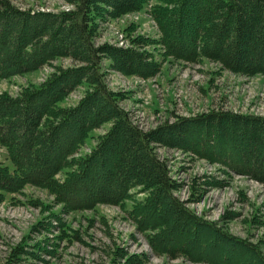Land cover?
Returning <instances> with one entry per match:
<instances>
[{
    "label": "trees",
    "instance_id": "trees-1",
    "mask_svg": "<svg viewBox=\"0 0 264 264\" xmlns=\"http://www.w3.org/2000/svg\"><path fill=\"white\" fill-rule=\"evenodd\" d=\"M64 1L73 9L53 14L21 10L11 0H0V80L35 72L56 60L73 64L65 69L58 67L43 83L24 88L17 97L0 94V146L12 167L0 162V197L32 184L48 190L70 211L93 209L99 204L124 207L129 202L128 215L155 254L197 260L189 248L175 244L177 237L170 220L187 222L191 234L209 231L218 241L244 249L252 261L238 264H264L262 239L256 244L238 240L195 216L174 197L180 185L169 177L166 163L153 147L157 143L191 151L222 166L224 172L264 186V117L213 111L144 132L131 122L119 108L117 96L107 89L101 62L109 60L110 69L121 74L149 78L159 64L140 48L152 45V41L135 38L131 42L136 48L94 42L100 22L139 12L149 0ZM197 1L200 4L192 6L191 0H153L150 14L160 32L158 43L163 56L189 63L208 61L235 75L264 77V0ZM190 17L196 24L187 31L188 44L182 47L177 35ZM78 87H86L84 98L75 107L63 106ZM105 124L110 125L108 131L90 153L81 155L91 133ZM71 126L76 127V136L56 144ZM191 132L194 135H188ZM50 145L54 147L48 150L55 156L51 164L44 160ZM112 156L117 159L114 163L108 160ZM91 167L114 179L99 191L100 195L109 188L118 191L79 200L77 191L85 189L82 184L96 183L88 173ZM60 175L63 179L57 178ZM205 184L220 187V182ZM213 243V256L200 261L236 264L214 261L212 258L222 253ZM124 260V264H146L144 254L125 256Z\"/></svg>",
    "mask_w": 264,
    "mask_h": 264
},
{
    "label": "rangeland",
    "instance_id": "rangeland-1",
    "mask_svg": "<svg viewBox=\"0 0 264 264\" xmlns=\"http://www.w3.org/2000/svg\"><path fill=\"white\" fill-rule=\"evenodd\" d=\"M11 1L18 9L32 12L58 14L73 9L64 0ZM153 3L149 0L139 12L100 22L94 42L95 45L107 43L121 48H136L131 42L135 38L153 43L140 48L159 64L158 70L149 78L124 75L110 69L109 60L101 62L104 83L117 96L119 108L131 122L144 132H151L213 111L264 117L263 76L235 75L212 62L189 63L163 56V47L158 43L160 32L150 14ZM198 3L200 1L191 0L192 6ZM195 24L196 20L190 17L177 35L182 47L188 44L186 33H190L187 31ZM58 67L65 69L73 67V64L66 59L56 60L35 72L0 80V94L17 97L24 88L43 83ZM85 92L86 87L75 88L63 106L75 107L84 98ZM109 127L105 124L94 130L80 154L90 153ZM76 134V127L71 126L56 144L66 143ZM53 145L48 146L44 153V160L50 164L55 156L48 149ZM153 147L157 157L166 163L169 177L180 185L173 192L174 197L195 216L216 224L224 233L238 240L256 244L262 239L261 251L264 254V186L244 176L224 172L222 166L209 163L191 151L157 143ZM108 160L114 163L117 159L112 156ZM0 162L12 168L1 146ZM88 173L96 183L82 184L85 189L77 191L79 200L86 201L89 196L118 191L109 188V192L103 191L100 195L99 191L110 185L113 177L108 178L101 173V169L93 167ZM57 178L63 179V176ZM204 181L220 182V187L204 185ZM137 198L141 199L142 195ZM130 209L131 204L126 202L124 207L99 204L84 211L65 210L48 190L26 184L20 191L0 197V264H124L125 256L136 254H144L146 264H210L200 260L213 256L210 251L213 242L222 253L217 259L213 257L214 261H235L238 264L251 260L247 251L228 241H218L209 231L200 230L198 235L191 234L187 222L170 220L177 237L175 244L189 248L193 252L192 257L197 260L155 254L128 215ZM166 245L170 246L169 241Z\"/></svg>",
    "mask_w": 264,
    "mask_h": 264
},
{
    "label": "bare ground",
    "instance_id": "bare-ground-1",
    "mask_svg": "<svg viewBox=\"0 0 264 264\" xmlns=\"http://www.w3.org/2000/svg\"><path fill=\"white\" fill-rule=\"evenodd\" d=\"M202 234V233H201ZM198 235V234H197ZM224 247V246H223ZM236 252V251H235ZM237 258V257H236ZM235 262V261H234ZM227 264V263H226ZM229 264V263H228ZM237 264V263H236Z\"/></svg>",
    "mask_w": 264,
    "mask_h": 264
}]
</instances>
